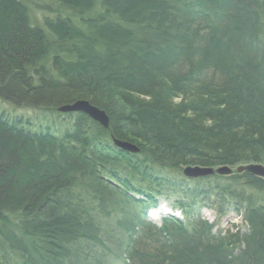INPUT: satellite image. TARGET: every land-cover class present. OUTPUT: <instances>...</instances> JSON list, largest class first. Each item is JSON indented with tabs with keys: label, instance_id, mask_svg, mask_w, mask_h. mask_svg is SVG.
Returning a JSON list of instances; mask_svg holds the SVG:
<instances>
[{
	"label": "trees",
	"instance_id": "16d2710c",
	"mask_svg": "<svg viewBox=\"0 0 264 264\" xmlns=\"http://www.w3.org/2000/svg\"><path fill=\"white\" fill-rule=\"evenodd\" d=\"M31 4L0 0V101L47 116L0 112V264H264V178L235 171L264 165V0Z\"/></svg>",
	"mask_w": 264,
	"mask_h": 264
},
{
	"label": "water",
	"instance_id": "95a60500",
	"mask_svg": "<svg viewBox=\"0 0 264 264\" xmlns=\"http://www.w3.org/2000/svg\"><path fill=\"white\" fill-rule=\"evenodd\" d=\"M58 111L62 114L84 113L105 129H108L110 126V119L108 114L99 107L92 105L87 100H78L71 104L64 105L60 107ZM114 144L123 151H127L130 153L140 152V148L138 146L127 141L114 140ZM233 171L234 170L228 166L220 167L218 169L200 166H188L183 169V174L188 178L197 179L200 177L212 176L214 174L229 175ZM235 171L237 173L248 172L254 176L264 178V165L262 164H249L246 166H239Z\"/></svg>",
	"mask_w": 264,
	"mask_h": 264
},
{
	"label": "rangeland",
	"instance_id": "374dc122",
	"mask_svg": "<svg viewBox=\"0 0 264 264\" xmlns=\"http://www.w3.org/2000/svg\"><path fill=\"white\" fill-rule=\"evenodd\" d=\"M32 1L34 4H31V6H32V8H34V12H36L38 15H40L41 13H43L45 11V8L43 6L44 0H32ZM1 102L2 101H0V110L1 109H3V110H1L0 112H5L11 118L17 117V116L25 117V115H30V116H28V118H30L35 124H38V122L40 124H43L44 119L47 118V116L40 111H37V110L31 111V110H28L25 108H17L15 106H12V105L7 104L5 102H3V103H1ZM159 207H160V210H163V208H168V209L173 210L176 213L179 212L178 210H174L165 201H162L160 203ZM156 213H157V211L154 212L155 217H156ZM203 215L210 222H213L217 219L216 213L212 209H208V208L204 209ZM234 224H236L238 226H244L242 219L234 213H229L228 215L223 216L219 221V227L224 231H228V230H234L235 231V228L233 229V227H232Z\"/></svg>",
	"mask_w": 264,
	"mask_h": 264
},
{
	"label": "bare ground",
	"instance_id": "6f19581e",
	"mask_svg": "<svg viewBox=\"0 0 264 264\" xmlns=\"http://www.w3.org/2000/svg\"><path fill=\"white\" fill-rule=\"evenodd\" d=\"M59 109V108H58ZM59 112V111H58ZM184 168H186V167H184ZM183 168V169H184ZM184 175V174H183ZM185 176V175H184ZM186 177V176H185ZM188 178V177H187ZM190 179H192V178H190ZM161 211H165L166 213H173L174 211L173 210H171V209H168V208H163V210H161ZM161 211H159V214L161 213ZM158 214V215H159ZM174 214L178 217V218H180L181 220H184V217H183V215H182V213L179 211V212H174ZM238 216V215H237ZM239 217V216H238Z\"/></svg>",
	"mask_w": 264,
	"mask_h": 264
}]
</instances>
